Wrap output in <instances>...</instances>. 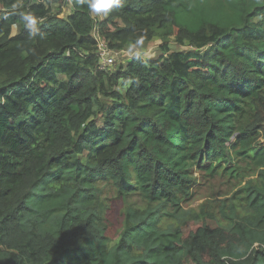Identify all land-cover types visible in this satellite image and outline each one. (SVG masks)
I'll return each instance as SVG.
<instances>
[{
  "label": "trees",
  "instance_id": "16d2710c",
  "mask_svg": "<svg viewBox=\"0 0 264 264\" xmlns=\"http://www.w3.org/2000/svg\"><path fill=\"white\" fill-rule=\"evenodd\" d=\"M166 25L192 48L98 67ZM195 165L233 190L185 208ZM0 264H264V0H0Z\"/></svg>",
  "mask_w": 264,
  "mask_h": 264
},
{
  "label": "rangeland",
  "instance_id": "374dc122",
  "mask_svg": "<svg viewBox=\"0 0 264 264\" xmlns=\"http://www.w3.org/2000/svg\"><path fill=\"white\" fill-rule=\"evenodd\" d=\"M52 10L58 12L60 15L66 16L69 12L68 5H59L53 4ZM97 19H102L100 17H95ZM120 24V23H119ZM169 26L163 27H154L152 29V37L148 41H144L142 45L138 46L137 49H134L133 52H129V46L131 43H127L123 48L116 49L112 47H108L107 42L102 40L101 44L105 45L106 52L108 55H112L115 59V65L118 63H126L129 58L136 55L135 52L139 50V56L144 58L155 57L160 53L159 46L163 41H167L170 49H191L192 46L185 42L184 44H177L174 40V36L168 34ZM13 32H17V27L14 26L12 29ZM97 36L96 33H94ZM166 38V39H165ZM209 46L204 47L203 51H206ZM113 66V67H114ZM112 67V68H113ZM262 140V138H261ZM86 153L81 154L82 159H85ZM195 171V175L198 177L197 183L193 187L192 194L183 200V205L185 208L189 207H197L201 202L206 199H217L228 196L230 192L233 190V186L231 185L232 181L227 180L221 176L208 177L205 175L203 170H199L197 165L193 167ZM105 195L107 197L108 207L106 209V225L108 227V231L117 234L118 229L120 227V223L122 220V211H123V203L118 202L112 197L111 191H106ZM132 200L140 203L137 196H133Z\"/></svg>",
  "mask_w": 264,
  "mask_h": 264
},
{
  "label": "clouds",
  "instance_id": "9594fccd",
  "mask_svg": "<svg viewBox=\"0 0 264 264\" xmlns=\"http://www.w3.org/2000/svg\"><path fill=\"white\" fill-rule=\"evenodd\" d=\"M71 2V0H70ZM77 5L86 6L89 15L93 17H106L112 12L113 9L123 6V0H76ZM19 7V4H12V10L15 11ZM23 20L25 21V27L28 29L29 37H35L39 32L37 27L38 19L32 13H22ZM144 41L143 37H138L133 44L129 46V52H133L138 46L142 45ZM139 55V50L135 52Z\"/></svg>",
  "mask_w": 264,
  "mask_h": 264
},
{
  "label": "built area",
  "instance_id": "2783aa9c",
  "mask_svg": "<svg viewBox=\"0 0 264 264\" xmlns=\"http://www.w3.org/2000/svg\"><path fill=\"white\" fill-rule=\"evenodd\" d=\"M66 1L69 2L70 0ZM101 41H99L98 67L100 69H111L115 65V59L112 55H108L105 45L101 44Z\"/></svg>",
  "mask_w": 264,
  "mask_h": 264
},
{
  "label": "crops",
  "instance_id": "0c3cea01",
  "mask_svg": "<svg viewBox=\"0 0 264 264\" xmlns=\"http://www.w3.org/2000/svg\"><path fill=\"white\" fill-rule=\"evenodd\" d=\"M69 7V6H68ZM70 11V10H69Z\"/></svg>",
  "mask_w": 264,
  "mask_h": 264
}]
</instances>
